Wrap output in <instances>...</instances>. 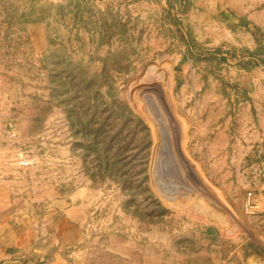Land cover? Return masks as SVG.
Here are the masks:
<instances>
[{
	"label": "rangeland",
	"instance_id": "rangeland-1",
	"mask_svg": "<svg viewBox=\"0 0 264 264\" xmlns=\"http://www.w3.org/2000/svg\"><path fill=\"white\" fill-rule=\"evenodd\" d=\"M249 191L263 202L264 0H0L7 255L66 219L94 264L112 233L178 251L209 224L264 234Z\"/></svg>",
	"mask_w": 264,
	"mask_h": 264
},
{
	"label": "crops",
	"instance_id": "crops-1",
	"mask_svg": "<svg viewBox=\"0 0 264 264\" xmlns=\"http://www.w3.org/2000/svg\"><path fill=\"white\" fill-rule=\"evenodd\" d=\"M74 212L72 209L68 215H77ZM79 219L78 216L76 221ZM1 229L0 223V232ZM255 233L252 238L238 235V241L220 242L217 238L223 233L219 231L217 236L209 224L202 237L204 246L186 251H178L162 240L131 241L124 235L112 233L106 251L113 264H264V234L259 229ZM55 236L57 239L52 243L28 246L13 255L6 254L8 247L1 242L0 264H94L84 242L82 224L66 219V223L56 229Z\"/></svg>",
	"mask_w": 264,
	"mask_h": 264
},
{
	"label": "built area",
	"instance_id": "built-area-1",
	"mask_svg": "<svg viewBox=\"0 0 264 264\" xmlns=\"http://www.w3.org/2000/svg\"><path fill=\"white\" fill-rule=\"evenodd\" d=\"M260 194L249 191L246 201V210L250 213H258L264 210V200L261 201Z\"/></svg>",
	"mask_w": 264,
	"mask_h": 264
}]
</instances>
